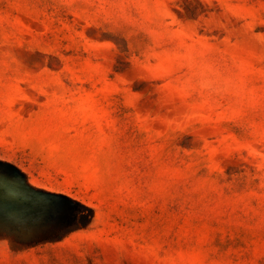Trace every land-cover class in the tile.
Instances as JSON below:
<instances>
[{
    "label": "rangeland",
    "instance_id": "obj_1",
    "mask_svg": "<svg viewBox=\"0 0 264 264\" xmlns=\"http://www.w3.org/2000/svg\"><path fill=\"white\" fill-rule=\"evenodd\" d=\"M0 264H264V0H0Z\"/></svg>",
    "mask_w": 264,
    "mask_h": 264
}]
</instances>
